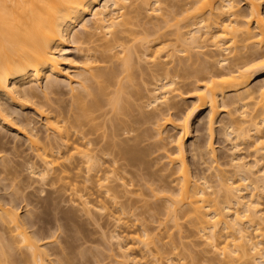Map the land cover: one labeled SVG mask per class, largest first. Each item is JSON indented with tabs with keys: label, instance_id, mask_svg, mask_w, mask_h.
I'll return each instance as SVG.
<instances>
[{
	"label": "bare ground",
	"instance_id": "6f19581e",
	"mask_svg": "<svg viewBox=\"0 0 264 264\" xmlns=\"http://www.w3.org/2000/svg\"><path fill=\"white\" fill-rule=\"evenodd\" d=\"M130 1L0 0V128L26 139L31 155L24 164L33 181L62 185L71 178L70 172H85L82 186L69 189L72 203L101 228L112 264H187L177 258L170 233L180 230L181 221H189L199 237L205 263L264 264V0H245V10L237 0ZM190 4L200 7L185 24H175L171 34L162 31L165 26L160 23H167L171 7L183 11ZM153 12L158 14L152 16ZM138 24L144 25L142 31H135ZM78 28L84 40L76 39ZM94 31L106 36L104 55L120 49L116 70L100 68L90 54L96 49L82 47L89 41L84 37ZM72 43L77 47L71 48ZM75 52L84 60L76 61ZM149 62L165 76H152L154 87H143L147 90L140 95L146 100L140 103L143 112L131 119L129 110L139 107L131 98L145 92L130 91L135 69L150 66ZM189 79L193 80L187 83ZM255 81L260 85H253ZM61 83L70 88V105L51 97ZM187 89H193L195 100L173 119L171 111L179 107L182 90ZM41 94L46 101L42 105L36 102ZM11 105L34 110L43 130ZM207 109L206 150L215 167L211 176L191 169L186 146L194 120ZM221 109L229 118L223 125L217 119ZM122 115L131 120H121ZM97 119L111 125L110 139L89 136ZM167 125L176 132L166 133ZM219 127L231 143L226 162L215 147ZM2 139L0 165L8 171L13 160L6 157ZM171 177L175 188L155 183ZM20 188L9 192V199L0 195V264L60 263L49 259L48 242L41 243L46 234L30 232L28 225L36 223L18 212ZM144 188L155 201L144 198ZM68 214L63 215L66 220ZM144 215L148 217L141 218Z\"/></svg>",
	"mask_w": 264,
	"mask_h": 264
},
{
	"label": "rangeland",
	"instance_id": "374dc122",
	"mask_svg": "<svg viewBox=\"0 0 264 264\" xmlns=\"http://www.w3.org/2000/svg\"><path fill=\"white\" fill-rule=\"evenodd\" d=\"M140 1L141 0H131L130 4H133V3L138 4ZM172 1H173V3L174 2H177V3L183 2L182 0H172ZM237 1L240 3V6H241V8H243V10L247 9L245 6V3H246L245 0H237ZM163 6H166V4H164ZM198 7H200V4H190V5H188V7H186V10H183V11H180L181 9L178 10L177 7H175V9L173 8L174 9V11H173V9L171 7L172 14L170 15V17L172 16L173 19H171L169 16H167V17H169V18H167V20L168 21L170 20V22L167 21L168 24L167 23L165 24V22L160 23L161 26L163 25L162 27L165 26L162 31L170 32L169 34H171V32L174 31V29H175V26H176L175 24H177V23L185 24V18L189 15H194L195 12H197ZM153 13L154 14H152V16L158 14L155 12H153ZM154 18L155 19H152L153 22L156 21V16ZM158 18H160V16H158ZM91 25L92 24H90V26ZM166 26H168V27H166ZM143 28H144V25L142 26V25L138 24V26H135V31H139V30L142 31ZM79 29L80 28L77 29L79 36H77V37L75 36L77 40L79 37L82 38V36H80L81 35L80 30L81 29L80 30ZM89 33H91V32H89ZM75 35H76V33H75ZM88 35H90V34H88ZM105 37L106 36L103 32H101V31L95 32L94 31V33L92 35H90L89 37H84V38H86L85 40H89V41H88V44L86 41H84V43L86 42V44L83 45L82 47H85V48L88 47V49L91 48V50H92V48L96 49L95 51L93 50V52H90V51L89 52H90V54L92 53L91 56H93V58L95 59V60L94 59L93 60L97 61L99 63V64L98 63L97 64L99 66H101L100 68L105 69V70L108 69L109 71H112V70H110L112 68H113V70H116L117 67L119 68V65H117V60H118V62L120 61L119 60L120 57H116V56H122V55L119 53L120 52L119 48H118L119 50L118 49L110 50L111 52L110 51L106 52V53H108V55H104L105 52H103L104 50L101 48V46L105 42H107V40H104ZM72 39H73V42L74 41H75V43L77 42L76 43V45L78 44L77 46H80V44L78 43L77 40H75L74 38H72ZM80 41H82V40H80ZM75 43H72L70 45L71 48L77 47L76 45H74ZM99 46H100V48H99ZM100 51H102V52H100ZM73 56L76 59V61L81 62L84 60V56L82 54H79V53L76 54V52H75V53H73ZM150 63L153 64V62H149L148 64H150ZM176 63H178V62H176ZM176 63L173 62L172 64H175V66H176L177 65ZM152 64H150V66L147 64L143 65V67L141 68L142 70L136 66L137 69H135V70H137V71L134 70L135 71L134 78L135 77L136 78H135V81L131 82L132 86L131 85L130 86L133 88L129 87L130 91L133 94L137 90H138V92L140 90L145 91V92H142L143 94L142 93L136 94L137 92H135V94H134L135 97L133 96L134 98H136V100H134L135 102L131 98V101L133 103H136L137 105L139 104V107H136L135 105H133L134 108L132 106L131 110H129L130 111L129 113H131V111H132V115H130L131 119L139 118L141 116V115H139L140 114L139 112H143L142 109L140 108V106L144 103L145 99L141 98L142 96H140V95H145L147 93V90H143L144 88L145 89H147V88L152 89V87H154L152 85L154 77L152 78V76H158V77H160V76L164 77L165 76L164 71L162 74V71L161 70L159 71L156 67H153L154 64L153 65ZM172 64H169L170 68L173 67ZM194 65L198 67L200 64L198 62L197 63L195 62ZM145 66H148V68L147 67L145 68ZM151 68H155L156 70L155 69L153 70ZM145 69H148V71L145 72ZM151 70H153V71H151ZM157 73H159V74L156 75ZM192 80L193 79H189V80H186V82L188 81L187 83H189V81H192ZM258 82L262 83V80H260V81L258 80ZM258 82L255 81L253 85H260ZM44 84H45V82L43 83V85ZM133 84H134V86H133ZM201 84H203V83L201 82ZM184 89H185V87H184ZM188 89L186 91L182 90V92H184V95L182 96L183 98H182L181 102L178 98V100L180 102L179 107L177 109H175L176 111L175 110L171 111L172 114L174 113L172 116L173 119L182 116L184 114V112L186 111V109L190 108L191 105L193 104V101L195 100V98H194L195 95L193 93V89H192V92H191V90H188ZM108 91H110V90H108ZM55 92H57V93L52 94L51 95L52 98H54L56 100L58 99L60 101L64 100V101H61L64 103V106L70 105L71 102H69V101H71L72 97L69 93L70 88H68V85L66 83H61L56 88ZM39 93H38V91L36 92V94H39ZM137 95L139 96L140 99L138 97H136ZM39 96L42 97L43 101L41 100V98ZM39 96L37 95V97H36L37 101L36 102L39 103V101H40L41 102V103H39L40 105H42V102H43V104H45L46 101H44L42 94ZM229 96H231V94H229ZM36 98H34V100H36ZM61 102H59L58 105H56V106H59V104H61ZM140 103H142V104H140ZM10 107L12 108L13 111L17 112L20 116H24V118H25V116L26 117H32L35 120L37 127L38 128L41 127L40 130H43L42 122H40L41 121L40 116L38 114H36V112L34 110H31L29 108V109L23 111L19 108H16L15 106H12V105ZM179 108H180V110H179ZM147 109H149V110H147ZM147 109L145 108L146 111L152 110L150 108H147ZM224 110H225V112H224ZM208 113H209V109L203 111L202 116H200L199 119H196L193 122V133H192L193 136L189 137L187 139V142H186V146L188 148V153H187L188 159L187 160H188L189 164L191 165V169L196 174L198 172H199L198 174H202L204 172L206 175H210V174L213 175L215 173V167L213 166L214 165L213 162L211 161V159L207 155V150H206V146H207L208 139H209V136H208V133L206 130ZM218 114L219 115H218L217 119H218L219 124L220 125L225 124L229 119L228 115L226 113V109H223V110L221 109ZM130 117L127 118L126 115H122L120 119L121 120H122V118H123V120L129 119V121H130L131 120ZM103 122H105V121L102 119H97V120L93 121V123H94L93 128H95L96 130L94 129L92 136L89 135L90 137H93L95 139L96 138L102 139L101 137H103V135H105V137L107 135L108 137H106V138H108V139H110L109 137H112V136H109V135H113V131L110 130L111 125H108L109 123L103 124ZM95 125H96V127H94ZM147 125H145L144 127H147ZM86 128H89V127H86ZM97 128H98V132H97ZM104 129H105V131H104ZM217 129L218 130H216L215 137H214L215 147L217 149L218 155H220V158H223L221 160L223 162L224 161L226 162L227 160L228 161L230 160V157H228V148L230 147L231 143L229 141L225 140L224 135L221 133L220 127ZM89 131H90V129H89ZM89 131H87V132H89ZM105 132H106V134H105ZM174 132H176V131H174L172 129V126L167 125L166 133L174 134ZM107 133H109V135ZM0 137L3 138L2 140L5 144L4 146L8 149L6 151V154H5L6 157L10 158L11 161L13 160L11 162L12 167H9L10 170H8V171H3L1 169L3 167H1V165H0V170H1L0 171V180L2 181L0 183V186H2V188L1 187L0 188L3 190V191L0 190V195L3 196L4 198L6 197L5 199H9V198H11V193L14 192L15 190L19 189L21 186L22 189L20 188V190H21L22 194H20V196L22 195V197L19 198V199H21V201L20 200L18 201V199H17L15 202V204L17 205V208H18V212L25 218L31 216V223H33V222L36 223V226H33L35 224L28 225L30 232L36 233V235H38V234L42 235V232L46 234L45 236L42 235L46 238L44 240H42L41 243H47L48 242L47 246H45V247H47L46 249H48V251H49V253H48V254H50L49 259L56 260V261L59 260L60 263H58V264H61V263L62 264H112L111 262L113 259L110 258V256H109V254H110L109 253V247L110 246H108L109 244H107L106 241L104 240L105 238L102 237L101 228L98 225H96L95 223H93L92 221H90L86 214H84L81 211H78L77 208L75 206H73V203H72L73 197L71 196L72 194L70 193L71 191H69V189L74 184L80 185L79 187L82 186L81 184L84 180V176H86L84 174L85 172L82 170H78L79 172L78 171L70 172L72 180H70L71 178H69L67 181L65 180L66 184L62 183V185L60 182H59V184L55 183L54 184L55 186H51V185H49V183H42V182L33 181L32 179H34V178H31L29 170H26L27 169L26 163L24 164V160H27V158H28V157H26V155L27 154H29L27 156L31 155L30 149L28 147V144L26 143V139L24 138V136H22V134H19V132H17V131L7 130V129L5 130V129L0 128ZM131 137H132V135H131ZM118 138H120V137H118ZM108 139H106V140H108ZM149 141L153 143L155 141V139L152 138ZM149 141H146L145 144L148 145V143H150ZM108 143H110V141H108ZM195 146L198 149L197 151L196 150L194 151ZM11 148H13L12 151H11ZM21 151H23L24 153ZM245 153H246V156L249 158V160H252V156L250 155V153H248V151ZM227 158H229V159H227ZM17 163H19V164H17ZM14 164H17V165H14ZM18 165H20V166H18ZM24 165H25V167H23ZM14 166H15V169L17 170V173L19 171L18 175H15L16 170L14 169ZM154 169H156V167ZM132 171L136 172V169H134ZM164 173L166 174V172H163V174ZM13 175H15L14 178H13ZM129 176L131 177V176H133V174H129ZM174 178H176V177H174ZM22 181H24V182H22ZM165 182L162 183V182L157 181L155 183L157 184V186H159V185L162 186V184L164 186H169V185L172 187L175 186V184H174L175 182H173L172 177L167 178V180H165ZM41 183L43 186L41 185ZM25 184H26V186H25ZM63 184L65 186H63ZM156 184L154 185L155 187H156ZM17 185H18V187H17ZM29 186H31V187H29ZM5 187H8L9 189L5 188ZM175 187H173V188H175ZM146 191H148V189L144 188V192L146 194L145 195L146 197H144V198H148V194L150 195V192H146ZM9 192H11V193H9ZM94 192H95V190H94ZM94 192H93V190L91 191V193H94ZM5 194H8V195H5ZM94 194H95L94 196L96 198H94V197L93 198L98 199V195L96 194V192ZM150 198H148V199H150ZM133 199H136V196H133ZM150 200H152V199H150ZM153 200H152V202H153ZM156 203H158V202H155L154 204H156ZM158 204H160V203H158ZM137 205L141 206V203H139V204L137 203ZM64 214L70 215L71 219L67 218L70 221L66 220L63 217ZM72 214H74V215H72ZM71 216H73V217H71ZM143 217H148V215L147 216L144 215L141 218H143ZM73 219H75V220H73ZM100 221L103 224V223H106L105 221H107V220L101 219V220H99V222ZM181 222H183L182 223L183 226L181 225L180 230L179 229L176 230L174 228L173 230L170 231V233L172 234L171 239L172 240L174 239V241H175L174 245L178 249V250H176L177 251L176 253H178V255H179L177 258L184 259V262L187 264H190V263L193 264L194 261H196V263L198 261V264H208V263H205V259H204L205 258V253L203 252L204 246L200 243L199 237H197L195 235V233L193 231H191V230H193V228H191L189 221H187V222L181 221ZM107 225H108V223H107ZM30 226L33 228H30ZM108 226H110V228H112L111 227L112 225H108ZM168 226H172V224L168 225ZM37 230L40 231L41 233H38ZM47 232H48V234H47ZM53 232H55V233H53ZM48 235H50V236H48ZM55 237H57V239ZM165 237H166V239H165V241H166L167 236L165 235ZM47 239L51 240L52 244L50 243L51 241H49ZM54 239H55V241H54ZM198 253L201 254V257L200 256L198 257V255H199ZM196 254H198V255H196ZM0 259H2V258L0 257ZM71 261H72V263H71Z\"/></svg>",
	"mask_w": 264,
	"mask_h": 264
}]
</instances>
